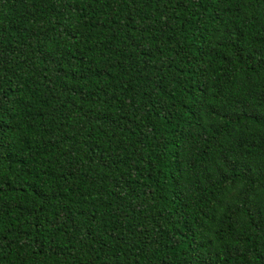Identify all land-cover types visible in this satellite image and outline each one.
Listing matches in <instances>:
<instances>
[{
	"label": "trees",
	"instance_id": "obj_1",
	"mask_svg": "<svg viewBox=\"0 0 264 264\" xmlns=\"http://www.w3.org/2000/svg\"><path fill=\"white\" fill-rule=\"evenodd\" d=\"M0 264H264V0H0Z\"/></svg>",
	"mask_w": 264,
	"mask_h": 264
}]
</instances>
